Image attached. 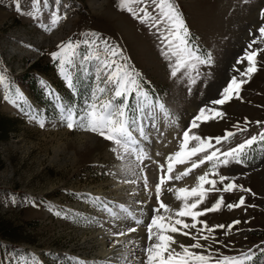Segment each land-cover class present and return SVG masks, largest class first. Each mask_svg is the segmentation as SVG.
Instances as JSON below:
<instances>
[{"label":"rangeland","instance_id":"rangeland-1","mask_svg":"<svg viewBox=\"0 0 264 264\" xmlns=\"http://www.w3.org/2000/svg\"><path fill=\"white\" fill-rule=\"evenodd\" d=\"M20 4L25 12L31 10V0H20ZM175 4L200 54L212 56L211 65H200L191 72L197 78L195 84H189V78L182 74L177 78L170 75L156 29L119 10L117 0H61V12L66 13L67 19L50 33L39 28L30 16L17 13L15 0H0V73L7 77L8 84L7 88L0 85V126L9 125L6 135L0 138V264H12L15 258L28 254H34L40 264H110L96 255L93 237L102 227L101 216L106 213L103 206L113 207V200L96 201L88 188L103 186L108 190L119 160L110 151L111 142L60 125L57 105L82 104L92 78L80 75L79 95L66 86L58 73L57 62L50 57L58 43L70 38L74 41L90 38L81 34L96 33L117 45L127 63L140 74L145 88L165 104L176 121L172 131L174 141L190 125L199 108L206 106L217 107L226 115L201 123L193 130L202 137L223 135L226 129L235 131L233 125L243 126L245 118L253 122L248 125V132L238 133L223 145L225 149L261 130L254 122L264 121V53L258 57V71L242 88V100L233 99L222 107L210 102L219 98L233 76L242 78L239 72L247 67V61L237 64V60L244 56L253 38L250 33L259 35L256 29L264 23L260 18L264 0H175ZM51 10L50 3L43 22L47 23ZM254 47L264 48V43ZM40 81L46 82L55 95L49 94ZM17 90L22 100L17 99ZM6 93L9 100L4 99ZM33 115L35 120L30 118ZM40 118L46 121L44 128L37 123ZM254 149L247 167L231 164L220 169L221 174L235 177L237 184L251 192L213 191L200 206L210 207L219 196L224 197L225 203L245 197L246 204L240 208L222 207L199 218L209 226L241 221L228 235L226 229L215 231L213 235L221 243L200 241L204 245L212 244L209 251L213 254L217 248L224 255H239L257 244L264 248L261 243L264 241V151L256 146ZM156 156L159 162L164 161V157ZM186 166L177 169L182 171ZM204 170L206 166L194 171L199 175ZM13 195L18 200L16 204L10 202ZM25 197L31 202L25 203ZM163 200L173 208L179 207L180 202L173 194L165 192ZM155 206L152 197L149 213ZM57 211L61 215H56ZM245 220L248 223H243ZM143 229L146 246L145 226ZM173 235L185 245L194 243L188 236ZM253 251L256 252L254 264H261L264 253L255 248ZM140 252L143 259L142 249Z\"/></svg>","mask_w":264,"mask_h":264},{"label":"snow or ice","instance_id":"snow-or-ice-1","mask_svg":"<svg viewBox=\"0 0 264 264\" xmlns=\"http://www.w3.org/2000/svg\"><path fill=\"white\" fill-rule=\"evenodd\" d=\"M50 3L52 10L48 12L45 23L42 17ZM116 6L119 10L130 13L140 23L156 29L161 42V55L169 62L172 77L177 78L178 74H182L189 78V84H195L197 78L192 77L191 72L200 65L212 64L211 54H200L199 48L191 39L175 0H117ZM63 7L67 8L68 5ZM15 10L21 15L30 16L37 22L39 28L48 33L56 29L61 21L67 19L66 13L61 12V0H31V10L28 12L22 9L20 0H15ZM260 18L264 21V10H261ZM256 31L259 35L250 33L253 38L248 43L244 56L237 60V64L247 61V67L239 72L242 78L237 79L233 76L219 93V98L211 100V105L222 107L233 99L242 100V88L258 71V57L264 53V48L254 47L264 43V23H261ZM81 35L90 38L75 41L70 38L58 43L56 50L50 53L51 59L57 62L56 67L60 77L75 95L80 94L77 90L80 75L92 78L88 95L82 104L57 105L59 123L69 131H83L111 142L110 151L121 162V173L125 177L122 182L142 185L148 197L154 196L156 205L151 208L147 221L140 215L143 213V207H134V205L142 206L145 203L143 200L134 199L132 205L117 203L114 207H109L107 204L103 206L104 211L114 221H120L124 225L111 232L114 237L113 248L123 250L118 256L121 264H135L137 260L138 264H254L256 252L253 248L264 253V248L259 244L242 251L239 255H224L219 248L215 249L214 254L209 251L212 244L200 243L201 240L221 243L215 239L213 235L215 231L226 229L225 235H228L241 223L240 220H233L227 225L209 226L207 221L199 218L217 212L222 207L232 210L246 204L244 196H240L235 203H225L224 197L219 196L210 207H200L205 203L208 194L213 191L251 192V189L237 184L235 177L221 174L220 169L227 168L231 164L247 167L250 153L255 150L254 146L264 151V121L254 122L261 129L258 133L225 149L223 145L230 143L238 133L248 132V125L253 122L245 118L243 126L239 123L233 125L235 131L226 129L223 135L202 137L193 130L199 128L201 123L222 119L226 113L217 107H201L190 125L186 126L182 134L177 137L178 149L169 153L163 162L153 161L145 146L146 141L150 139V133L146 130V120L152 121L153 130L158 128L157 115L173 125L176 121L170 118L165 104L160 102L159 98L153 97L145 88L140 74L127 63V58L123 56L117 45L96 33ZM198 75L197 72V77ZM40 83L49 94L55 95L46 82L40 81ZM0 85L8 87L7 77L2 73H0ZM16 97L18 100L23 99L18 90ZM55 98L59 99V97ZM4 99H10L7 93ZM30 118L35 120L36 116ZM37 123L41 128L46 125L43 118L37 120ZM146 161L157 164L158 173L152 174L151 181ZM185 165L187 166L182 171H176L177 166ZM202 166H206V170L195 176L193 186L175 187L172 184L173 181L184 180ZM218 184L222 187H217ZM206 185L209 187H205ZM139 190V187L134 189L133 196H136ZM165 192L173 194L174 199L180 202L178 208H173L164 202ZM252 195L255 196V193ZM94 199L100 201V197ZM10 202L16 204L18 200L13 195ZM29 202L31 201L25 197V203ZM248 207L255 206L248 205ZM55 214L61 215L58 211ZM188 219L190 222H187ZM243 223L248 221L245 220ZM141 225L146 227L148 241V244L142 247L143 259L136 257V245L132 239H120L137 233ZM186 230H195V232ZM176 233L190 237L194 243L191 245L180 243L173 235ZM261 243L264 244V241ZM222 246L228 247L227 244ZM193 249L201 251L196 252ZM12 264H40V261L34 254H28L15 258ZM261 264H264V259L261 260Z\"/></svg>","mask_w":264,"mask_h":264},{"label":"bare ground","instance_id":"bare-ground-1","mask_svg":"<svg viewBox=\"0 0 264 264\" xmlns=\"http://www.w3.org/2000/svg\"><path fill=\"white\" fill-rule=\"evenodd\" d=\"M170 118L173 119L170 115ZM151 120H146V130L150 133V139L146 141V147L152 157L153 161L159 162V158L156 156V153H159L160 156L166 157L169 153L174 152L178 149V141H174V137L172 136L173 124H170L168 120L163 119L162 116L157 115L156 124L158 128L153 130L151 128ZM162 133V134H161ZM179 136V135H178ZM176 144V145H174ZM147 164V172L149 174L150 181L152 180V174L158 171L157 164L152 161H146ZM186 166V165H185ZM178 168V167H177ZM181 168L177 169L180 170ZM179 172V171H178ZM195 171L187 178L182 181H174V184L177 187L183 186H192L195 184ZM124 175L121 173V162L118 161L116 165L115 175L109 184V189L104 190L103 186L89 187L88 191L93 195V197H100V201H104L105 199H112L113 207L117 203H126L128 205H132V201L134 199L143 200L145 203L141 205H134V207H143V213L140 214L143 219L146 220L149 216L150 206L152 204V197H148L143 189L142 185L136 186L131 184L123 183ZM139 187V192L136 196H133L132 192L134 189ZM154 192V187H153ZM154 197V196H153ZM115 198V199H114ZM118 211V209H116ZM102 227L95 233L93 240L97 246V254L100 258H102L103 262H108L111 264H121L118 260V256L120 254L119 249L113 248V240L114 237L111 235L112 231L118 230L119 227H123L124 225L120 221H114L112 217H110L107 212L101 216ZM144 226H140L139 231L137 233L131 234L130 237H120L121 240L132 239L136 245V257L140 259L141 252L140 250L144 246ZM146 228V227H145ZM91 236V235H90ZM175 236V235H174ZM89 239V238H88ZM94 244V242H93ZM95 246V247H96ZM142 258V257H141ZM138 264V260L135 262Z\"/></svg>","mask_w":264,"mask_h":264},{"label":"trees","instance_id":"trees-1","mask_svg":"<svg viewBox=\"0 0 264 264\" xmlns=\"http://www.w3.org/2000/svg\"><path fill=\"white\" fill-rule=\"evenodd\" d=\"M8 130H9V125L4 123L2 126H0V138L4 137V135H6Z\"/></svg>","mask_w":264,"mask_h":264}]
</instances>
